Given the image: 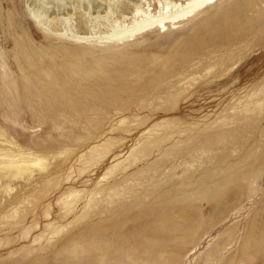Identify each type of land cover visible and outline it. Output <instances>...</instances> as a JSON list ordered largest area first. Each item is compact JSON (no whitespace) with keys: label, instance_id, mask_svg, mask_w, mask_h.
<instances>
[{"label":"rangeland","instance_id":"rangeland-1","mask_svg":"<svg viewBox=\"0 0 264 264\" xmlns=\"http://www.w3.org/2000/svg\"><path fill=\"white\" fill-rule=\"evenodd\" d=\"M70 1L76 2L75 9L71 7ZM89 1L54 0L50 8L51 11L52 9L57 11L54 5L58 2L60 12L56 15L57 18H50V14L44 16L43 26H41L32 17L31 0H0L5 14L10 15L14 23V30L11 29L14 31L13 35L5 24H0V127L3 131H7L9 141L12 142L0 137L2 141L0 149H3L2 152L13 151L17 154L20 146L33 148L39 154H46L51 163L49 170L35 168L30 180L4 178L0 183V264H22L23 261H25L24 264H103L104 262L114 263V261L121 264L125 262L127 264V261H131L128 264H141L140 262L143 261L142 264H145L148 261V255L159 245L153 238L155 235H152L153 237L147 235L154 234L153 232L150 230L151 233L142 232L144 231L142 228L145 227L144 225L147 226L148 222L151 225L154 224L151 222L153 219L145 216L141 219L138 217L142 216L141 212L144 213L150 206L142 208L135 207L132 203L131 206L130 202H124L122 205L118 203L115 205L117 213H111L110 205L109 211L103 214L96 205V196L94 197L93 191L104 177L103 175L113 166L117 168L114 169L117 174L124 172L121 170H124L123 167L127 161L124 162L126 164L121 163L118 167L116 161L120 162L121 159L124 161L123 159H126L135 148H147L148 141L153 140L162 143V150L150 145L145 152L153 153V155L150 154L143 161H138L136 166L132 165L125 172L143 171V167L144 171L152 169L149 167H153L154 171L158 167L156 163H160L163 166L159 168L161 171L169 172L170 170L181 175L185 170H189L196 178L200 176L197 180L201 177L209 179L212 175V181L207 179L208 183L210 182L207 186L208 188L211 186L216 195L212 192L208 193L209 198L205 197L207 200L200 201L198 198V202L195 200L198 196L195 192V197L192 193L190 200L186 202H190L192 206L188 207V204H185L188 208L187 212L192 217L204 218L205 213L210 217L204 218L209 225L210 233L201 241L197 252L185 263L200 264L206 253L216 243L232 240L225 255L234 259V264H264L262 256L257 258L251 254L254 252H250L254 251L250 249L256 237L259 240L262 232L264 235V0H221L220 4L206 8L204 12L178 27H170L167 31L153 29L127 42H117L108 38V35L113 32L111 26L114 23L113 20L118 19L121 23L129 24L134 13L133 4L138 3L144 6L150 3L151 9L157 12L161 9L159 0H117L120 5L130 2L132 7L123 9L119 5L121 8H114L111 13L101 12L100 16L94 11L91 14L86 11ZM225 5H230L232 8L230 15L223 13L222 9L227 7ZM220 11L222 15L219 14ZM261 12L262 18L259 17ZM122 14L129 19H125ZM15 35L31 50L38 53L59 52L60 49H69L71 52L67 55L58 53L54 61L48 58L39 62L34 68H28L25 65L21 69L19 63L13 58ZM75 36L91 38L79 40ZM92 48L95 51L92 54L83 51ZM110 53H114V59H110L104 73L80 79L70 72L69 67L77 62L90 63L95 58L107 57ZM171 57L174 60H169ZM168 60L167 66L160 64ZM64 65L69 66L68 70L64 69ZM44 70L54 71L53 80L55 77L60 83L59 86L62 85L60 90L55 89L50 92L44 90L43 87H46L50 81L43 78V73L38 74V71ZM30 77L33 79L32 84L28 83ZM254 90L258 91L257 101L261 108L248 112L245 107L250 102ZM252 105L251 107L255 106V104ZM4 115L9 116L11 120H6ZM174 131L181 132L173 136L172 143L169 142L170 140L167 142V136ZM82 133L88 134L85 135L86 138ZM175 139L179 141L182 152L175 149V143L178 145ZM105 143L108 144L107 149H104L105 152L102 150L100 154L90 153L91 147ZM200 143L204 144L200 145ZM168 144L171 147L167 146ZM193 146L194 148L196 146V150L192 148ZM204 147L212 148L211 154L209 152L202 155L203 160L201 158L199 160L198 157L195 159L194 155H197V151ZM66 150L69 154L64 153ZM191 150L194 154L189 153ZM169 152L178 153H176L177 156L176 154L166 156ZM146 153H142L141 156ZM168 158L171 159L167 160ZM158 159L161 162H158ZM184 159L187 162L193 161L195 166L186 165ZM209 169H215L216 172ZM230 171L233 173H229ZM244 173L249 174L247 176ZM230 174L234 175L229 178ZM221 176L227 177V180L223 178L224 180L220 181ZM245 178L249 180H243ZM225 180L227 183L229 181L232 183H229V186L226 183L222 186L218 183L220 181L223 184ZM7 183L12 186L10 192L5 189ZM214 183L219 184L221 188L216 187ZM255 184L257 187L254 186ZM17 188L18 191H16ZM71 191L80 194L73 195V198L70 196L71 199L69 197ZM198 203H202L201 206ZM125 206L127 210L124 209ZM17 207L19 213L13 216V211L18 209ZM191 208H194V214ZM179 212L178 214H181L182 210ZM6 215L7 219H5ZM116 217L122 222L130 219L128 225L123 228V234L128 235V231L137 234L129 236L130 239L123 235L116 239L115 234L112 239L113 233L109 227ZM109 218L113 220L110 221ZM90 221L96 224L99 221L101 224L99 223L96 227L95 223L92 224ZM101 229L108 232L109 236L105 237L107 246L103 245L106 243L103 242L85 249L84 252L74 251L73 245L77 241L79 243L77 242L76 245L80 246H89L91 243L88 242L94 245L93 240L98 239ZM137 230L144 233L148 241H145V236L139 234ZM81 235L84 238L79 237ZM198 235L199 233L186 245V250L194 246ZM152 238L155 241H153L154 244H152ZM117 240L118 243H116ZM112 242L113 245H111ZM127 244L133 249L131 250ZM141 245L146 247L145 249L148 246L151 248L144 250ZM63 247L66 248L65 250L71 247L72 251L62 250ZM135 247H140L141 250ZM240 248L242 252L244 251L243 253L240 252ZM166 249L168 252L166 251L162 257L164 261L173 255L170 247L166 246ZM133 250L141 259L145 254L142 261L141 259L138 261L139 257H136ZM128 252L135 255L137 262L135 259L132 261ZM121 253L123 260L119 259ZM160 258L157 254L156 259Z\"/></svg>","mask_w":264,"mask_h":264},{"label":"bare ground","instance_id":"bare-ground-1","mask_svg":"<svg viewBox=\"0 0 264 264\" xmlns=\"http://www.w3.org/2000/svg\"><path fill=\"white\" fill-rule=\"evenodd\" d=\"M54 0H31L30 2V5H32V10H31V13H32V17L33 19L35 20V22L41 26H43V23H42V18L44 16H48L49 14V17L52 18V19H56L57 18V14L58 12H60V8H59V4L58 2L54 5V7L56 6V9H52L51 11V8L50 6L53 5V2ZM57 1V0H56ZM252 1V0H250ZM71 2V1H70ZM69 2V3H70ZM119 1L117 0H90L86 6V11H88V13L91 14L92 11H94V13H98L100 16L101 12H106V13H111L114 8H121L120 6H122L123 9H126V8H130L132 7V4L129 2V3H123V5H120L118 3ZM221 0H182V1H170V0H159V4L161 5V9L157 12H154L151 7H152V4L150 3H147L145 6L143 4H133V7H134V13H133V16L131 17L132 18V21L127 24V23H121L120 20L118 19H115L113 20L114 23L111 24L112 26V33L110 35H108V38L109 39H112V40H116L117 42H127V41H132V40H135L137 39L138 37L142 36L144 33H146L147 31H150V30H153V29H157L159 28L160 30L162 31H167L170 29V27H178V25L182 24L183 22L185 21H188L190 19H192L193 17L201 14L202 12H204L206 10V8L208 7H214L218 4H220ZM120 5V6H119ZM227 6V5H225ZM71 7H73V9H75L77 7V4L76 2H71ZM234 7V5H233ZM232 9L229 6H227L225 9L223 8V13H225V15L227 13H229V15L231 14V11L230 10ZM123 11V10H122ZM260 11V10H259ZM124 13L126 11H123ZM239 12V11H238ZM264 13V11H263ZM217 14V13H216ZM222 15V11H220V13ZM261 15H259V17L262 16V12L259 13ZM220 15V16H221ZM240 15V14H239ZM10 15H7L5 14L4 10H3V7H2V4L0 5V24L1 25H6V27L8 28V30H10V33L11 35H13V32L11 29L13 28L14 30V23H13V20L9 17ZM93 16V15H91ZM97 16V17H98ZM122 16L127 19L128 16L126 15H123ZM219 16V17H220ZM215 17V16H214ZM263 17V16H262ZM261 17V18H262ZM245 18V17H244ZM129 19V18H128ZM218 19V18H217ZM209 20V19H207ZM215 20V19H213ZM212 20V21H213ZM231 21V20H230ZM242 22V20L240 21ZM228 24V23H227ZM208 29V28H207ZM250 30V29H249ZM225 31V30H224ZM245 31V30H244ZM226 32V31H225ZM224 32V33H225ZM228 32V31H227ZM16 33V32H15ZM203 33V32H202ZM205 33V32H204ZM210 33V32H209ZM220 35V34H219ZM94 36V35H93ZM224 36V35H223ZM235 36V35H234ZM15 48H14V53H13V58L14 60L19 63V65L21 66V69H23V67L25 65L28 66V68H34L36 67V65L40 62H43L44 60L46 59H51L52 61H54L57 56L58 53H62V54H70V50L69 49H60L58 50L59 52H41V53H38L37 51H34V50H31L26 44H24L23 42H21L19 39H17V36L15 35ZM77 39L79 40H82V39H86V40H90L89 36H75ZM208 38V36H206ZM209 39V38H208ZM232 39V38H231ZM202 40V39H201ZM214 41V40H213ZM224 41V40H223ZM237 43V42H236ZM200 46V45H199ZM230 47V46H229ZM85 53H88V54H92L94 53L95 51L92 49H88V50H83ZM186 54V53H185ZM184 54V56H185ZM238 55V54H237ZM180 56V55H179ZM183 57V56H182ZM169 58V57H168ZM178 58V57H177ZM176 58V59H177ZM110 59H114V53H110L107 57H101V58H95L94 61H91L90 63H81V62H77L75 63L72 67H69L67 65H64V69L65 70H68V67L70 68V72L77 76L78 78L80 79H83V78H86V77H90V76H93L97 73H104L105 71V67L107 66V64L109 63ZM173 58L171 57L169 60H172ZM197 59V58H196ZM5 60V59H4ZM169 60L168 62H162L160 63L161 65L163 66H167V63H169ZM174 60V59H173ZM178 60L180 61V58H178ZM176 61V60H175ZM191 61V60H190ZM3 63V62H2ZM189 63V62H188ZM214 63V62H213ZM5 64V63H4ZM49 64V63H48ZM182 64V62H181ZM169 65V64H168ZM175 65V64H174ZM194 65V64H193ZM3 66V65H1ZM26 66V67H27ZM171 66V64H170ZM169 67V66H168ZM214 67V66H213ZM1 68V67H0ZM8 68V67H7ZM170 68V67H169ZM173 68V67H172ZM171 69V68H170ZM175 69V68H173ZM3 70V69H2ZM6 70V69H5ZM132 70V68H131ZM164 70V69H163ZM210 69H208L209 71ZM165 71V70H164ZM5 72V71H4ZM37 73V72H36ZM44 75L43 78L47 79L48 82V85L46 87H43L44 90L50 92V91H53L55 89H59L62 87L59 86L60 83L56 81V78L54 77V80H53V73L54 71H49V70H44L43 72H40L38 71V74H42ZM117 73V72H116ZM134 73V72H133ZM5 75V74H4ZM31 75V74H30ZM155 75V74H154ZM171 75V74H170ZM41 76V75H40ZM157 76V75H156ZM33 77V76H32ZM32 77L28 78V83L29 84H32L33 83V79ZM99 77V76H98ZM97 77V78H98ZM129 77V76H128ZM43 78H40V79H43ZM64 78V77H63ZM75 78V77H74ZM193 78V77H192ZM99 79V78H98ZM191 79V78H190ZM122 80V78H121ZM125 81V80H124ZM41 82V81H40ZM64 83V82H63ZM30 86V85H29ZM64 86V85H63ZM32 88V87H31ZM62 94H65V93H62ZM113 94V93H112ZM251 94V93H250ZM71 96V95H70ZM257 96H258V91L257 90H254V92L251 94V100L249 103L246 104V111H256L257 109H260L261 106L258 105V101H257ZM34 97V96H33ZM72 97V96H71ZM74 98V97H73ZM80 98V97H79ZM70 99V97H69ZM107 99V98H106ZM119 99V98H117ZM148 101V100H147ZM151 101V100H150ZM85 102V101H84ZM151 104V103H149ZM251 104H255V106L251 107ZM101 105V104H100ZM99 105V106H100ZM42 106V105H41ZM46 106V105H44ZM90 106V105H89ZM98 106V107H99ZM112 106V105H111ZM22 107V106H21ZM51 108V107H50ZM92 108V107H91ZM65 109V108H64ZM44 110V109H43ZM49 112V111H48ZM109 113V112H108ZM246 113V112H245ZM42 114V113H41ZM107 114V113H106ZM244 115V114H243ZM48 116V115H47ZM5 119L6 120H11L9 116L7 115H4ZM46 117V116H45ZM131 117V116H130ZM207 117V116H206ZM46 119V118H45ZM49 119V118H48ZM125 119V118H124ZM47 120V119H46ZM220 121V120H219ZM128 122V121H127ZM166 122V121H165ZM222 122V121H221ZM224 122V121H223ZM95 123V122H94ZM96 124V123H95ZM120 124V123H119ZM61 125V124H60ZM100 125V123L98 124ZM62 126V125H61ZM91 126V125H90ZM95 126V125H94ZM253 126V125H252ZM63 128L64 125H63ZM87 128V127H86ZM253 128V127H252ZM92 128H90L91 130ZM95 130V129H94ZM93 131V130H91ZM113 131V130H112ZM178 131V130H177ZM217 131V130H216ZM233 131V130H231ZM240 131V130H239ZM244 131V130H243ZM64 132V131H63ZM155 132V131H154ZM181 132V131H179ZM179 132H172L169 136H167V139L166 141L168 142V140H170L169 142H171V139L173 138V136L176 134V133H179ZM89 133V132H88ZM107 133V132H106ZM84 133H82L83 135ZM92 134V132H91ZM97 134V133H96ZM80 135V134H79ZM78 135V136H79ZM80 135V136H82ZM85 135H88V134H84ZM105 135V134H104ZM209 135V134H208ZM225 135V134H224ZM77 136V137H78ZM152 136V135H151ZM0 137L4 138L6 141L8 142H11L9 141V134L7 133L6 130H2V128L0 127ZM64 137V136H63ZM68 137V135L66 136ZM197 137V136H196ZM206 137V136H205ZM209 137V136H208ZM215 137V136H214ZM213 137V138H214ZM223 136H221L222 138ZM13 138V137H12ZM86 138V136H85ZM231 138V137H230ZM77 139V138H76ZM152 139V138H151ZM178 139V138H177ZM215 139V138H214ZM226 139V138H225ZM14 140V139H13ZM161 140V138H160ZM164 140V139H163ZM176 140V139H175ZM174 140V141H175ZM93 141V140H92ZM91 141V142H92ZM165 141V140H164ZM181 141V140H180ZM218 141V140H217ZM222 142V140H220ZM225 141V140H224ZM2 142V141H0ZM4 142V141H3ZM6 142V143H8ZM90 142V141H89ZM176 142H178V145L177 143H175L174 147L175 149H177L178 152H182L183 150H180V147L179 148V141L176 140ZM186 142V141H185ZM192 142V141H191ZM211 142V141H210ZM216 142V141H215ZM5 143V142H4ZM12 143V142H11ZM33 143V142H32ZM147 143V142H146ZM165 143V142H164ZM172 143V142H171ZM10 144V143H9ZM35 144V143H34ZM39 144V143H38ZM80 144V143H79ZM113 145V143H111ZM201 144H204V143H200ZM221 144V143H220ZM226 144V143H225ZM224 144V145H225ZM11 145V144H10ZM45 145V144H43ZM107 143L103 144V145H96V146H93L90 148V153L91 154H95V153H99L104 149L106 148L107 149ZM151 146H154V147H159V149L161 148V145L162 143L160 141H148V145H147V148ZM188 145V144H187ZM193 145V144H192ZM195 145V144H194ZM223 145V146H224ZM17 146V145H15ZM37 146V144H36ZM42 146V145H41ZM146 146V145H144ZM167 146H170V144H168ZM166 146V147H167ZM185 146V145H184ZM183 146V148H184ZM218 146V145H217ZM221 146V145H220ZM31 147V146H30ZM38 147V146H37ZM40 147V145H39ZM43 147V146H42ZM46 147V146H44ZM50 147V146H49ZM52 147V146H51ZM171 147V146H170ZM187 147V146H186ZM209 147V146H208ZM201 148L199 151H197V155H194V158L196 159V157L201 158L202 155H205L206 153H209L211 154L212 152V148ZM216 147V146H215ZM214 147V148H215ZM89 148V147H88ZM135 148V147H134ZM147 148H142V149H139V148H135L131 151V153H129V155L127 156L126 159H123L124 161H116L117 164L116 166L118 167L119 164L123 163V164H126L124 162L127 161V164L123 167L124 170H121V171H124L123 173L121 174H117L114 169L116 170L117 168H115L114 166L109 169L108 173H106L105 175H103L104 177H102V180L99 181V183L97 184V187L95 189V195L94 197L96 198V201H97V206L102 210V213L105 214L109 211V206L111 205L112 208H111V213H114L115 212L117 213V205L119 203V205L123 204L124 202H130V204L132 203L135 207L139 206V207H147V206H150L144 213H142V216H138L140 219L141 217L145 216L146 218L150 217L153 219V221H151V219H147V221H151L152 224L150 222H148V227L146 225H144L145 227L142 228L144 231L142 232H145L146 233H151L153 232L154 234H147L148 236L150 237H153L152 235H155L153 237L155 240H156V243H158V247L154 248V251H153V247H152V254L151 252H148V253H151V254H147L148 255V263H151V264H186L185 262H187L189 260V258L194 255L196 252H197V249L198 247L201 245V241H203V239L206 238L207 234L210 233V230L208 228L209 225H207V223L204 221L210 217H208V214H206V219H204L201 215L200 218H196V217H192L189 212H187L188 208L185 206V204H188L187 206H192L190 205V202L186 203L187 201L190 200L191 198V194L196 192L197 193V200L198 201V198L199 200H207L205 197L208 196V193H214V195H216L215 192L212 191L211 189V186L210 188H208L207 186V183H208V180L209 181H212V178L210 180V178H203L201 177L199 180H197L196 176L193 175L189 170L186 171L179 175L177 173H174L172 171L169 170V172H165V171H161V167L162 164L160 163H156L158 166L157 168L154 169V171L152 170L153 167H149V168H152L148 171H144V167H143V171H135V172H125L129 167H131L132 165L133 166H136L135 164L138 162V161H143L144 159H146L150 154L151 156L153 155V153H146L145 150H147ZM165 148V147H164ZM173 148V147H172ZM189 149L191 147H188ZM187 148V149H188ZM194 148V146L192 147ZM196 148V146H195ZM194 148V150H196ZM197 148H198V145H197ZM226 148V147H225ZM154 149V148H153ZM158 149V150H159ZM174 149V148H173ZM172 149V151H173ZM218 149V148H217ZM3 150V149H2ZM2 150L0 149V183L3 181L4 178H24V179H27V180H30L32 177H33V174H34V171H35V168H40L41 170H49L50 168V161H49V157L46 156V154H39L37 153L36 150H34L33 148H23V147H19V152L17 154H15L13 151L12 152H2ZM54 150V149H53ZM86 150V149H85ZM157 150V149H156ZM155 150V151H156ZM162 150V148H161ZM160 150V151H161ZM165 150V149H164ZM163 150V151H164ZM170 150V149H168ZM167 150V151H168ZM180 150V151H179ZM5 151V150H4ZM153 151V150H152ZM154 151V152H155ZM166 151V150H165ZM186 151V149H185ZM225 151V150H224ZM68 153L69 151L66 150L64 151V153ZM105 152V151H104ZM107 152V151H106ZM176 152V153H178ZM193 153V151L191 150L189 153ZM215 152V151H214ZM63 153V154H64ZM84 153V152H83ZM82 153V154H83ZM102 153V152H101ZM142 153H146L144 154L143 156ZM176 153H173V152H169V153H166V156L167 155H174ZM185 153V152H183ZM226 153V151H225ZM52 154V153H50ZM61 154V153H60ZM69 154V153H68ZM73 154V153H72ZM105 154V153H104ZM123 154V153H122ZM159 154V153H158ZM162 155H164L163 153H160ZM186 154L187 151H186ZM194 154V153H193ZM192 154V155H193ZM214 154V153H213ZM212 154V155H213ZM59 155V154H58ZM106 155V154H105ZM190 155V154H189ZM227 155V154H226ZM121 156V155H120ZM161 156V155H160ZM177 156V154L175 155ZM180 156V155H179ZM188 156V155H187ZM187 156H184L187 158ZM222 156V155H221ZM228 156V155H227ZM226 156V157H227ZM101 157V156H100ZM104 157V156H103ZM156 157V156H155ZM154 157V158H155ZM159 157V155H158ZM170 157V156H169ZM174 157V156H173ZM171 157V158H173ZM190 157V156H189ZM207 157V156H206ZM213 157V156H211ZM97 158H98V155H97ZM102 158V157H101ZM157 158V157H156ZM155 158V159H156ZM171 158H168L167 160H170ZM181 158V157H180ZM183 158V156H182ZM185 158V159H186ZM192 159H194L193 157H191ZM210 158V157H209ZM215 158V157H214ZM252 158H253V155H252ZM149 159V158H148ZM174 159V158H173ZM184 159V160H185ZM203 160V158H201ZM69 160V159H68ZM182 160V159H181ZM200 160V159H199ZM211 160V159H210ZM214 160V159H213ZM86 161V160H85ZM146 161V160H145ZM160 161V159H158V162ZM186 161V160H185ZM68 162V161H67ZM66 162V163H67ZM83 162V161H82ZM154 162V161H153ZM161 162V161H160ZM171 162V161H170ZM168 162V163H170ZM216 162V161H215ZM226 162V161H225ZM64 163V162H63ZM86 163V162H85ZM84 163V165H85ZM88 163V162H87ZM94 163V162H93ZM143 163V162H142ZM163 163V162H162ZM166 163V162H165ZM173 163V162H172ZM180 163V162H179ZM203 163H205L203 161ZM214 163V162H213ZM217 163V162H216ZM89 164V163H88ZM115 164V163H114ZM122 164V166H123ZM148 164H152V163H148ZM167 164V163H166ZM174 164V163H173ZM191 165V166H195V163H193V161H189L188 162L186 161V165ZM202 164V162H201ZM221 164V163H220ZM219 164V165H220ZM169 165V164H168ZM175 165V164H174ZM213 165V164H212ZM217 165V164H216ZM155 166V164L153 165ZM167 166V165H166ZM173 166V165H172ZM180 166V165H179ZM215 166V165H214ZM121 167V166H120ZM199 167V166H198ZM229 167V166H228ZM251 167V166H250ZM148 168V169H149ZM169 168V167H168ZM172 168V167H170ZM175 168V167H174ZM173 168V169H174ZM186 168V167H185ZM196 168V167H195ZM223 168V166L221 167ZM225 168V167H224ZM122 169V168H121ZM164 169V168H163ZM176 169V168H175ZM192 169V168H191ZM216 169V168H215ZM215 169H212L210 171H214ZM220 170V166L218 168ZM217 169V170H218ZM86 170V169H85ZM223 170V169H222ZM229 170V169H228ZM228 170H226L228 172ZM233 170V169H232ZM119 171V170H118ZM202 171V170H201ZM120 172V171H119ZM197 172V171H196ZM216 172V170H215ZM214 172V173H215ZM224 172V171H223ZM232 171H230L229 173H231ZM241 172V171H240ZM195 173V171H194ZM207 173V172H206ZM209 173V172H208ZM233 173V172H232ZM243 173V172H241ZM196 174V173H195ZM211 174V173H210ZM213 174V172H212ZM234 174H235V170H234ZM233 174V175H234ZM238 174V173H237ZM249 174V173H248ZM248 174L244 173V175H247ZM57 175V174H56ZM60 175V174H59ZM197 175V174H196ZM207 175V174H205ZM209 175V174H208ZM225 175H226V172H225ZM223 175V176H225ZM230 174L227 175L229 176V178L231 176H233ZM255 176V173L253 174ZM246 176V177H247ZM253 176V178H254ZM258 176V174H257ZM256 176V178H258ZM215 177V176H214ZM213 177V179H214ZM244 177V176H243ZM221 180H220V179ZM218 179L220 181L226 179L227 180V177H219ZM240 178H242L240 176ZM238 178V180L240 179ZM250 178V176H249ZM248 178V180H249ZM252 178V179H253ZM208 179V180H207ZM215 179H217L215 177ZM214 179V180H215ZM255 179V178H254ZM225 180V181H226ZM237 180V179H235ZM242 180V179H241ZM243 180H246L243 179ZM246 180V181H248ZM217 181V180H216ZM220 181H218L219 184L222 185H225L224 183H226L227 185L230 183V181L227 183L223 181V184L220 183ZM251 181V180H250ZM55 182V181H54ZM242 182V181H241ZM210 183V182H209ZM208 183V184H209ZM232 183V182H231ZM230 183V184H231ZM234 183V182H233ZM239 183V182H238ZM253 182H251L252 184ZM219 184L214 183V185L216 187L219 186ZM229 184V185H230ZM237 184V182H236ZM236 184H233V185H236ZM246 184V183H245ZM249 184V183H248ZM228 185V186H229ZM232 185V186H233ZM242 185V183L240 184ZM255 187L256 184L254 185ZM42 187V186H41ZM40 187V188H41ZM207 187V188H206ZM220 187V186H219ZM227 187V186H226ZM225 187V188H226ZM243 187V186H242ZM241 187V188H242ZM3 188V187H1ZM14 188V187H13ZM215 188V187H213ZM221 188V187H220ZM249 188V187H248ZM6 191L7 192H10L12 191V186L10 184L7 183V186L5 187ZM216 189V188H215ZM215 189H213L215 191ZM223 190V188H222ZM18 191V188L17 190ZM20 191V190H19ZM221 191V190H220ZM25 192V190H24ZM67 192V191H66ZM92 192V194H93ZM219 192V191H217ZM18 193V192H17ZM16 193V194H17ZM21 193V191H20ZM220 193V192H219ZM222 193V192H221ZM19 194V193H18ZM78 194L77 192L75 191H71L70 192V195L69 197L73 196V195H76ZM80 194V193H79ZM78 194V195H79ZM225 194V193H223ZM223 194L221 196H223ZM20 195V194H19ZM210 195V194H209ZM220 195V194H219ZM218 195V196H219ZM68 197V199H70ZM80 197V196H79ZM78 197V198H79ZM90 197V195H89ZM195 197V195H194ZM73 198V197H72ZM71 198V199H72ZM77 198V197H76ZM76 198L74 200H76ZM77 198V199H78ZM93 198V196H92ZM209 198V196L207 197ZM219 198V197H218ZM222 198V197H221ZM46 199V198H45ZM220 199V198H219ZM129 200V201H128ZM27 201V200H26ZM41 201V200H39ZM70 201V200H69ZM68 201V202H69ZM196 201V203H197ZM28 202V201H27ZM199 202V201H198ZM37 203V201H36ZM75 203V202H74ZM221 203V202H220ZM70 204V203H69ZM131 204V206H132ZM199 204V203H198ZM202 203H200L199 205L201 206ZM214 204V203H213ZM216 204V203H215ZM21 205V204H20ZM26 205V204H25ZM35 205V204H34ZM66 205H67V202H66ZM88 205V204H87ZM126 205H128L126 203ZM181 205V206H180ZM204 205V204H203ZM39 206V205H38ZM72 206H73V203H72ZM95 206V204H94ZM18 207H19V204H18ZM17 207V208H18ZM68 207V206H67ZM67 207L65 209H67ZM75 207V206H74ZM73 207V208H74ZM121 207V206H120ZM129 207V206H127ZM138 207V208H139ZM199 207V206H198ZM242 207V206H241ZM33 208V207H32ZM91 208V207H90ZM134 208V207H132ZM227 208V207H226ZM69 209V207H68ZM76 209V208H75ZM126 209V206L125 208ZM129 209V208H128ZM140 209V208H139ZM190 209V208H189ZM192 209V208H191ZM194 209V208H193ZM191 210L192 212L195 211V210ZM196 209V207H195ZM206 209V208H205ZM225 209V208H224ZM14 210V208H13ZM12 210V211H13ZM71 210V208H70ZM89 210V209H88ZM123 210V209H122ZM127 210V209H126ZM142 210V209H141ZM179 210H182V213L181 214H178L180 213ZM229 210V209H228ZM129 211V210H128ZM134 211V210H133ZM11 212V211H10ZM86 212V211H85ZM121 212V210H120ZM191 212V213H192ZM197 212V210H196ZM218 212V211H216ZM9 213V212H8ZM19 213V208L18 209H15L13 211V216L14 214L17 215ZM81 213V212H80ZM87 213V212H86ZM110 213V212H109ZM118 213H119V210H118ZM198 213V212H197ZM24 214V213H23ZM100 214V213H99ZM121 214V213H120ZM194 214V212H193ZM196 214V213H195ZM200 214V212H199ZM9 215V214H8ZM21 215V214H20ZM50 215V214H49ZM83 215V214H82ZM108 215V214H107ZM111 215V214H110ZM122 215V214H121ZM140 215V214H139ZM204 215V213H203ZM11 216H12V213H11ZM116 216V215H114ZM113 216V217H114ZM120 216V215H119ZM126 216V215H125ZM128 216V215H127ZM227 216V215H226ZM7 219V215L5 216ZM22 217V216H21ZM82 217V216H81ZM96 217V216H95ZM118 217V216H117ZM115 218L114 220L112 218H109L110 221L111 219L113 220L112 223L110 224V227H109V230L113 233L112 234V239H113V236L116 234L117 238L120 236L122 237H126L127 239H130V237L136 235L137 233H134V232H129L128 231V235L127 234H123L122 232L123 231V228L126 227L128 225V223L130 222V219L129 220H125V221H120V218ZM215 217V216H214ZM261 217V216H260ZM14 218V217H13ZM10 219V217H9ZM27 219V218H26ZM76 219V218H75ZM107 219V218H106ZM108 219V221H109ZM145 219V218H144ZM104 220V219H102ZM133 221L136 220V219H132ZM25 221V220H24ZM27 221V220H26ZM101 221V220H100ZM107 221V220H106ZM107 221V222H108ZM109 221V222H110ZM22 222V221H21ZM86 222V221H85ZM91 222V221H90ZM104 222V221H102ZM138 222V221H137ZM146 222V220H145ZM144 222V224H145ZM217 222V221H216ZM26 223V222H25ZM89 223V222H88ZM92 223V222H91ZM95 222H93L92 224H94ZM99 223L101 224V222L98 221V224H94L95 226L98 225L99 226ZM155 223L158 225H155ZM70 224V223H69ZM147 224V223H146ZM215 224V223H214ZM258 224V223H257ZM39 225V224H38ZM87 225V223L85 224ZM156 227H155V226ZM79 226V225H78ZM91 226V225H90ZM142 226V225H141ZM141 226H140V230H141ZM151 226V227H150ZM39 227V226H38ZM97 227V226H96ZM96 227H94L95 229H97ZM13 228V227H12ZM61 228V227H60ZM65 228V227H64ZM87 228V227H86ZM92 228V229H94ZM77 229V228H76ZM88 229V228H87ZM136 229V228H134ZM139 229V227H138ZM58 230V229H57ZM73 230V229H72ZM140 230H137L138 233L140 234H143L145 236L144 233H142ZM151 232H150V231ZM264 230V229H263ZM54 231V230H53ZM87 231V230H86ZM96 231V230H95ZM102 231V229H101ZM100 231V232H101ZM134 231V230H133ZM236 231V230H235ZM260 231V230H259ZM59 232V230H58ZM89 232V231H88ZM92 232V231H91ZM136 232V231H135ZM227 232V231H226ZM257 232V231H255ZM31 233V232H30ZM60 233H61V229H60ZM99 233V231H98ZM107 230H103L101 232V234L99 235L98 239L95 238V240H93V244L92 245V242H88V243H91L89 244V246H84V245H76V243L78 242H74V251H85V249L91 247V246H94L97 244V245H100L101 243L103 244V242H106L105 246H107V241L105 240L106 238L105 237H108L109 235L107 234ZM126 233V232H125ZM199 233L198 235V238L196 239V243L194 244V246L191 248V249H188L186 250V245L190 242V241H193L196 237V235ZM91 234V233H90ZM263 232L260 234L261 236L258 237L260 238L258 240V238L256 237L255 239V243H253L254 245L251 247L250 250H254V251H250V252H254V253H251V254H254L255 257L257 256H262L261 258H264V235H262ZM96 235V234H95ZM108 235V236H107ZM229 235V234H228ZM251 235V234H250ZM50 236V235H49ZM83 235L79 236V237H82ZM130 236V237H129ZM139 236V235H138ZM78 237V238H79ZM109 237V238H110ZM136 237V236H135ZM140 237V236H139ZM138 237V239H139ZM143 237V236H141ZM149 237V238H150ZM232 237V236H231ZM84 238V237H82ZM92 238V237H90ZM145 241H148L147 240V236H145ZM152 238V242L154 241ZM220 238V237H219ZM233 238V237H232ZM110 239V240H112ZM115 239V238H114ZM115 239V241H116ZM133 239H135L133 237ZM137 239V237H136ZM142 239V238H140ZM151 239V238H150ZM208 239V238H207ZM222 239V238H220ZM224 239V238H223ZM228 239V238H227ZM121 240V238H120ZM125 239L123 238V241ZM235 240V239H234ZM244 240V239H243ZM114 241V240H113ZM149 240V242H151ZM121 241H119L120 243ZM127 242V241H126ZM129 242V241H128ZM135 243L137 242L134 241ZM151 242V243H152ZM155 242V241H154ZM154 242L152 244H154ZM79 243V242H78ZM118 243V240L117 242ZM132 243V242H130ZM141 243V242H140ZM166 243V244H165ZM232 243V240H225V241H222V242H218L216 243L212 249H210L203 261L200 263V264H234V259L228 257L225 255V251L227 250V247L228 245H230ZM234 243V242H233ZM114 243L112 242L111 245H113ZM143 244V243H142ZM148 244V243H147ZM76 245V246H75ZM137 245V244H136ZM146 245V243L144 244ZM102 246V245H101ZM104 246V247H105ZM119 246V245H118ZM128 246V244H127ZM126 246V247H127ZM131 247V250L133 249V247L131 245H129ZM128 246V247H129ZM143 246V245H141ZM151 246V245H150ZM153 246V245H152ZM166 246L170 247L171 250H172V253L173 255L166 259L165 261L162 259V257L164 256L165 252L168 250L166 249ZM65 247V246H64ZM64 247L62 248V250L64 249ZM112 247V246H111ZM109 247V248H111ZM129 247V248H130ZM144 247V246H143ZM165 250H164V248ZM243 247V246H242ZM68 248V247H67ZM98 248V247H97ZM95 248V249H97ZM101 248V247H100ZM106 248V247H105ZM108 248V247H107ZM119 248V247H117ZM136 249H140V247H135ZM134 248V250L136 251V249ZM146 247H144V250H150L149 246L147 247V249H145ZM163 248V249H162ZM250 248V247H249ZM66 249V248H65ZM64 249V250H65ZM70 249H72L70 247ZM65 250V251H72V250ZM121 250L123 248H120ZM238 249V248H237ZM61 250V251H62ZM118 250V249H117ZM133 250V253L136 255V253L134 252ZM141 250V249H140ZM186 250V251H185ZM60 251V253H61ZM99 251V250H98ZM185 251V252H183ZM239 251V250H238ZM237 251V252H238ZM249 251H246L248 253H250ZM40 252V251H39ZM64 252V251H62ZM101 252V251H100ZM131 252V251H130ZM128 252V253H130ZM145 252V251H144ZM168 252V251H167ZM240 252L241 251V248H240ZM244 252V251H243ZM242 252V253H243ZM38 253V252H37ZM74 253V252H73ZM72 253V254H73ZM141 253H143L141 251ZM147 253V252H146ZM31 254V253H30ZM160 255V259H156V256ZM237 254V253H236ZM33 255V254H32ZM35 255V254H34ZM121 255L120 256V260L122 259V253L119 254ZM128 255V254H127ZM135 255H131V253L129 254V257L132 259H135ZM168 255V254H167ZM242 255V254H241ZM38 256V255H37ZM40 256V255H39ZM139 257V255L137 254L136 257ZM36 257V256H35ZM91 257V256H90ZM144 257H145V254H144ZM143 257V258H144ZM34 258V257H32ZM31 258V259H32ZM117 258V257H116ZM142 258V259H143ZM244 258V257H243ZM258 258V257H257ZM30 259V261H32ZM137 259V258H136ZM135 259V261H136ZM139 259H141L140 257L138 258V261H140ZM141 259V261H142ZM242 259V258H241ZM119 260V261H120ZM123 260V259H122ZM129 260V259H128ZM150 260H152V262H149ZM198 260V259H197ZM257 260V259H256ZM134 261V262H135ZM146 261V260H144ZM4 262V261H3ZM25 263V261H23ZM23 262H21L22 264H24ZM26 262H29V261H26ZM34 262V260H33ZM118 262V261H117ZM117 262L114 261V263H110V262H104L103 264H118ZM124 262V261H123ZM122 262V263H123ZM128 262H131V261H127V264ZM137 262V261H136ZM145 262V264L147 263ZM141 264L143 263L140 262ZM19 264V263H17ZM80 264V263H79ZM101 264V263H99ZM121 264V262L119 263ZM124 264V263H123ZM126 264V262H125ZM131 264V263H130ZM136 264V263H134Z\"/></svg>","mask_w":264,"mask_h":264}]
</instances>
